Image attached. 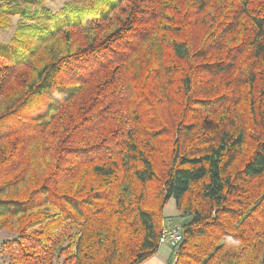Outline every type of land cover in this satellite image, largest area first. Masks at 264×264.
I'll use <instances>...</instances> for the list:
<instances>
[{
  "label": "trees",
  "instance_id": "obj_1",
  "mask_svg": "<svg viewBox=\"0 0 264 264\" xmlns=\"http://www.w3.org/2000/svg\"><path fill=\"white\" fill-rule=\"evenodd\" d=\"M0 6V264H264V0ZM31 115L25 117L23 115Z\"/></svg>",
  "mask_w": 264,
  "mask_h": 264
},
{
  "label": "rangeland",
  "instance_id": "obj_2",
  "mask_svg": "<svg viewBox=\"0 0 264 264\" xmlns=\"http://www.w3.org/2000/svg\"><path fill=\"white\" fill-rule=\"evenodd\" d=\"M84 0H43L40 4H38L40 10H47L51 14H56L59 11H61L62 7L66 4H73L75 5L76 3H81ZM18 3L21 7H23V1L22 0H0V6H12L13 4ZM10 26L8 30L4 31L0 29V43H8L9 40L11 39V36L16 28L17 25L23 23V20L20 19V17L15 16L11 17L10 19ZM25 117H30L31 115H23ZM15 125L14 121H7L0 123V131H3L5 129L11 128ZM177 210L175 208V202L172 198L169 199L167 204L165 205L163 209V216L167 218H171L173 224H178L180 225L181 221L180 220L182 217L178 214H176ZM14 235L10 234L7 231H1L0 232V239L6 240V239H11L13 238ZM1 242V241H0ZM0 259L2 262H5V256L0 255Z\"/></svg>",
  "mask_w": 264,
  "mask_h": 264
},
{
  "label": "built area",
  "instance_id": "obj_3",
  "mask_svg": "<svg viewBox=\"0 0 264 264\" xmlns=\"http://www.w3.org/2000/svg\"><path fill=\"white\" fill-rule=\"evenodd\" d=\"M182 239V228L178 224H169L164 222L162 232L158 239L159 246L167 245L170 247L173 253L179 247V244Z\"/></svg>",
  "mask_w": 264,
  "mask_h": 264
},
{
  "label": "crops",
  "instance_id": "obj_4",
  "mask_svg": "<svg viewBox=\"0 0 264 264\" xmlns=\"http://www.w3.org/2000/svg\"><path fill=\"white\" fill-rule=\"evenodd\" d=\"M176 214H177V212H176ZM180 220H183V218H181ZM164 221L169 223V224H173L171 218L164 217ZM0 241H1L0 243H2L3 240L0 239ZM171 253H172V250L170 249L169 246L161 245V246H159L157 251L151 257L146 259L141 264H167Z\"/></svg>",
  "mask_w": 264,
  "mask_h": 264
}]
</instances>
